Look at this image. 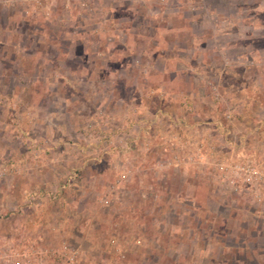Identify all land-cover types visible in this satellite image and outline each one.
Returning a JSON list of instances; mask_svg holds the SVG:
<instances>
[{"label":"rangeland","instance_id":"obj_1","mask_svg":"<svg viewBox=\"0 0 264 264\" xmlns=\"http://www.w3.org/2000/svg\"><path fill=\"white\" fill-rule=\"evenodd\" d=\"M2 1L0 264H137L142 257L135 253L140 240L131 243L130 252L122 258L119 245L126 242L122 236L153 234V224L162 230L182 226L179 217L184 213L173 205L178 197H174L170 181L178 176L170 169L156 170L154 159L147 165L138 157L139 150L116 159V151L128 143L133 132L132 124L128 131L118 133L114 125L123 121L126 126L128 119L134 120L144 102L150 106L157 103L154 98L140 97L134 87L141 81L132 79L126 70L132 68L133 75L134 71L147 72L150 64L147 60L142 64L143 56L149 60L173 57L174 51L167 48L172 33L162 27L172 25L173 20L167 17L163 22L161 18L175 7L176 0ZM189 4H182L187 13ZM253 4L255 13L264 19V0ZM208 9L214 10L210 5ZM207 34L202 46H196L195 41L194 47L192 38L187 41L183 55L217 58L224 52L220 34ZM260 62L264 72V59ZM163 67L170 70L171 65ZM233 67L226 75L234 72ZM207 82L209 88L217 87V93L210 89L203 97L216 116V126L222 127L235 115L236 97L221 92L223 81ZM260 84L264 86V79ZM228 113L231 117L225 119ZM128 144L123 151H134ZM167 147L164 145L165 156ZM202 155L201 161L182 168V172L191 169L199 174L200 200L209 184L224 196L249 195L228 194L217 185L218 165L241 161H212L203 151ZM126 168L132 169L133 175L112 190L117 174ZM142 178L146 184L140 182ZM146 190L151 196L142 199L139 192ZM187 191L180 192L182 199L188 198ZM103 199L110 200V205H103ZM233 210L196 207L191 217L200 233L206 232L211 214L225 218ZM66 224L71 242L62 237ZM259 227H264V220Z\"/></svg>","mask_w":264,"mask_h":264},{"label":"crops","instance_id":"obj_2","mask_svg":"<svg viewBox=\"0 0 264 264\" xmlns=\"http://www.w3.org/2000/svg\"><path fill=\"white\" fill-rule=\"evenodd\" d=\"M205 1L208 6H213V12L220 15H237L242 9L247 11L241 18L238 17L240 20L233 28L219 33L218 36L227 56L234 58L237 54L245 53L246 58L256 63L253 67H247L244 62L238 61L233 64L234 72L219 75L217 81L224 82L221 92L236 97L234 117L230 122L225 121L226 127L216 126L214 121L216 116L203 96L210 94V85L207 81L215 79L211 68L218 67L219 61L217 58L201 57L197 53L190 58L183 55L187 41L192 38L191 44L194 47L195 41L196 46H202L210 30L204 21L184 11L183 3L195 2L176 0L175 7L166 10L164 18L163 16L161 18L163 22L167 17L173 20L172 25H162L165 31L172 33V40L167 44V48L174 51L173 57L166 59L155 56L149 60L143 56L142 64L146 60L150 64L147 72L134 71L133 75V71H130L132 68L126 70L132 75L130 76L132 79L141 81V85L137 84L134 87L140 97L144 96L147 100L154 98L157 103L151 107L148 101L144 102L145 104L136 111L134 120L128 119L126 126L123 121L122 124L114 125L115 133L126 131L131 124L133 132L126 140L130 144L125 143L124 146L122 143L120 149L116 151V159H125L139 150L138 157L141 161L144 158L143 161L146 160L147 165L149 160L157 161L161 155V160H164L175 149L172 148L165 156L160 149L161 139L174 138L182 148L199 145L201 147L199 155L203 156V151L209 160L222 159L233 162L234 159L236 161L248 159L264 168V86L260 84V80L264 79V72L260 69L262 67L260 61L263 62L264 59V19L261 18V14L258 16L255 13L257 10L253 3L256 0H228L225 3L220 0ZM246 4H251L252 7L244 8ZM258 21H262L263 24ZM258 31H262L263 35H258ZM168 62L171 65L170 70L163 67L170 66ZM184 79L186 84L181 83ZM144 84L146 86H143ZM150 92H154L152 98L149 97ZM185 95L188 97L183 98ZM200 116L203 121L200 120ZM126 144L133 146L134 151H123ZM193 161L195 164L198 161L197 157H194ZM182 171V168H178L176 172L178 177L170 180L174 187L172 193L175 198L178 197L177 200L174 199L173 205L180 214L184 213L181 217L179 213L176 215L179 221L183 220L182 226L171 228L168 226L162 230L163 227L153 224V234L149 233L146 236L135 234L138 236L134 238L132 234L123 235L122 238L126 242L119 245L120 256L123 258L125 253L130 252L129 245L140 240V247L138 246L135 253L142 257L137 264H264V227H259L264 220L261 217L262 213L264 214V202L255 203L253 200L252 202L246 194L233 198L224 196L217 192L214 185L207 183L205 198L200 200L198 198L200 187L197 185L199 174L191 169ZM140 182L146 184L145 178L140 179ZM149 188L152 187L147 186L146 189ZM185 190H188L189 195L188 198L182 199L180 192ZM203 206H226L230 209L233 207L234 210L225 218L218 213L211 214L206 232L199 233L191 216L194 208ZM183 207L188 210L180 209ZM162 218L163 215L160 216V220ZM66 225V229H62L64 230L62 237L68 239L71 236H67L69 224ZM70 240L69 238L68 241Z\"/></svg>","mask_w":264,"mask_h":264},{"label":"built area","instance_id":"obj_3","mask_svg":"<svg viewBox=\"0 0 264 264\" xmlns=\"http://www.w3.org/2000/svg\"><path fill=\"white\" fill-rule=\"evenodd\" d=\"M222 3H225L228 0H220ZM4 3V1H0ZM188 12L192 15H195L199 18L200 21H204L207 24L210 32L212 34L221 33L233 28L240 19L238 17H242L247 11L245 9L240 10V13L237 15H229V14H217L208 9V4L205 0H198L194 4H190L188 7ZM217 59L219 61V65L216 68L212 66V71H214L213 77L216 82L219 80V75L224 74L229 68L233 66L234 63L238 61L244 62L247 66L253 67L256 63L250 58H246L242 54H237L234 58L227 56L224 52L218 53ZM260 65V64H259ZM146 72V70H143ZM211 93L216 95V86L210 88ZM154 92H150L153 94ZM229 113L226 114L225 118L229 119ZM162 146L161 152L164 154V145H168L169 152L172 148L175 149L174 152H170L169 156L165 157L164 160H161L160 157L155 160L154 168L158 171L164 170H172L176 171L178 168H183L185 165H188L189 162L194 163V157H197L198 161L202 160L199 155L200 146L196 145L195 147H183L185 149V153L181 150L182 147H179L178 142L175 141L174 138L171 139H161ZM159 149V150H160ZM194 150V151H193ZM219 174L217 177V185L218 189L224 191L228 194H240L242 192L248 193L252 200L255 203L264 202V168H261L258 164L250 160H245L241 162H237L233 165H218ZM133 175L132 169L126 168L123 171H120L113 184H111L110 188L114 190L116 187H119L120 184L126 182L128 178ZM73 177V176H72ZM149 190V189H148ZM150 192H139L140 197L148 198L151 196ZM125 195V194H124ZM130 194H128L129 196ZM154 199V198H153ZM103 205H110V200L103 199L101 201Z\"/></svg>","mask_w":264,"mask_h":264}]
</instances>
